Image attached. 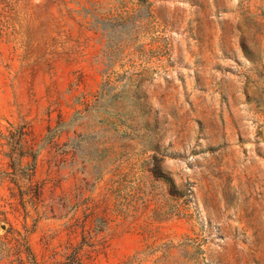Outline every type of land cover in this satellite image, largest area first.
<instances>
[{
  "label": "rangeland",
  "instance_id": "rangeland-1",
  "mask_svg": "<svg viewBox=\"0 0 264 264\" xmlns=\"http://www.w3.org/2000/svg\"><path fill=\"white\" fill-rule=\"evenodd\" d=\"M0 264H264V0H0Z\"/></svg>",
  "mask_w": 264,
  "mask_h": 264
}]
</instances>
